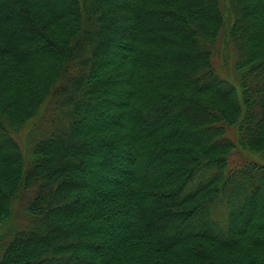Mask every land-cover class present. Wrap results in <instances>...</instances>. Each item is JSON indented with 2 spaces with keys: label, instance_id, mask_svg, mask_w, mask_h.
I'll return each mask as SVG.
<instances>
[{
  "label": "trees",
  "instance_id": "obj_1",
  "mask_svg": "<svg viewBox=\"0 0 264 264\" xmlns=\"http://www.w3.org/2000/svg\"><path fill=\"white\" fill-rule=\"evenodd\" d=\"M27 190L0 264H264V0H0V224Z\"/></svg>",
  "mask_w": 264,
  "mask_h": 264
},
{
  "label": "rangeland",
  "instance_id": "obj_2",
  "mask_svg": "<svg viewBox=\"0 0 264 264\" xmlns=\"http://www.w3.org/2000/svg\"><path fill=\"white\" fill-rule=\"evenodd\" d=\"M221 1L223 5L227 2V0ZM229 51L222 52V44L221 41H219L215 46L213 63L219 75L232 84L237 89L238 95L240 96L243 92L240 79L242 80L244 72L238 70L234 66L235 59H233V56H231ZM55 109L56 104L54 99H48L42 105L37 115L26 123L20 130L14 133V137L22 149L26 162H28V158L31 154L30 147L28 145L30 140L47 134L54 128V126H56L58 115L56 113L57 110ZM242 132L240 124L226 128V137L234 144V149L228 156L229 168H234L242 163L251 161L263 163L258 154L251 152L246 147L243 141ZM32 195V190L21 191L12 203L10 216L0 224V256L2 253V247L9 241L12 234L26 228L30 224L27 206Z\"/></svg>",
  "mask_w": 264,
  "mask_h": 264
}]
</instances>
